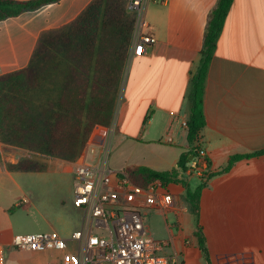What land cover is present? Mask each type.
Returning a JSON list of instances; mask_svg holds the SVG:
<instances>
[{"label":"crops","instance_id":"0c3cea01","mask_svg":"<svg viewBox=\"0 0 264 264\" xmlns=\"http://www.w3.org/2000/svg\"><path fill=\"white\" fill-rule=\"evenodd\" d=\"M93 1L59 0L0 21V75L25 68L38 39L74 22ZM128 2L123 0L132 17ZM216 2L169 0L145 5V33L153 35L155 43L141 57L132 56L128 49L112 122L109 127L92 129L78 157L90 165L106 160L115 171L133 167L177 170L179 156L187 149L183 124L192 77ZM203 113L199 145L211 162L212 175L201 191L198 216L191 214L185 193L190 180L195 179L194 189L201 181L188 178L167 185L177 195L170 213L179 231L167 239L173 242L168 252L185 257L192 247L204 264L198 234L213 264H264V0H233L208 65ZM237 156L241 158L221 172ZM3 161L0 157V243L7 244L14 234L13 214L8 209L23 200V190L16 172L9 171ZM7 187L21 195L6 201ZM156 214L167 220L162 212ZM67 240L70 249L74 242ZM45 253L50 258L42 264L61 260L68 251ZM11 254L13 258L18 255Z\"/></svg>","mask_w":264,"mask_h":264},{"label":"trees","instance_id":"16d2710c","mask_svg":"<svg viewBox=\"0 0 264 264\" xmlns=\"http://www.w3.org/2000/svg\"><path fill=\"white\" fill-rule=\"evenodd\" d=\"M59 0H0V21L35 11ZM233 0H217L205 28L200 62L192 77L186 120L187 149L177 170L156 171L133 167L122 171L141 187L159 180L164 186L178 184L189 157L202 148L200 133L205 126L203 91L208 65ZM133 20L123 0H94L72 23L43 35L28 65L0 75V143L40 153L63 161H74L95 126L109 127L117 88L126 58ZM241 158L232 157L221 172ZM9 171L43 172L46 165L23 159L7 164ZM212 175V174H211ZM205 182L194 190L186 187L191 214L198 216ZM17 206H11L12 212ZM198 247L204 264H213L202 238Z\"/></svg>","mask_w":264,"mask_h":264},{"label":"built area","instance_id":"2783aa9c","mask_svg":"<svg viewBox=\"0 0 264 264\" xmlns=\"http://www.w3.org/2000/svg\"><path fill=\"white\" fill-rule=\"evenodd\" d=\"M167 1L129 0L127 10L134 17L132 56H143L155 43L153 35L145 33V5ZM68 165L73 175V205L83 214L81 226L70 236L73 248H68L67 238L53 231L15 235L9 243H0V264H6L9 250L25 254L68 251L49 264H186L183 254L168 252L172 240H155L145 224L148 212L175 210L177 195L167 186L159 180L146 187L136 185L122 171L112 170L106 160L90 165L78 157ZM182 174L201 182L209 179L211 162L203 149Z\"/></svg>","mask_w":264,"mask_h":264},{"label":"rangeland","instance_id":"374dc122","mask_svg":"<svg viewBox=\"0 0 264 264\" xmlns=\"http://www.w3.org/2000/svg\"><path fill=\"white\" fill-rule=\"evenodd\" d=\"M130 18L133 20V26L128 49L130 48L134 29L133 15ZM0 157L8 165L16 164L23 159H30L46 165L45 172L41 174L14 171L16 172L17 182L23 190V195L10 187L4 190L3 198L6 201H9L15 195H21L25 203L27 202L26 204H21L18 201L17 208L12 212L13 236L53 231L65 239L70 238L71 234L81 226L83 219L81 211L77 210L73 205V175L70 173L68 165V163L73 161L63 164L67 167V171H63V165L61 164L63 160L2 145L1 143ZM180 180L185 182L186 177L181 176ZM195 183V179L190 180V189L195 188ZM189 216L192 217L190 213ZM165 218L167 220H164L162 215H157L156 211L148 212L145 217V224L149 227L148 229L155 240H167L171 235L179 232L178 228L174 227L178 221L173 214L168 212L165 214ZM191 229L196 228H183L184 231H191ZM188 237L192 238V235L189 233ZM70 248L72 249L73 245H70ZM14 252L16 251H7L6 264H42L50 258V255L45 252L35 254L16 252L18 255L13 258L11 253ZM195 253H198L196 249L194 250L192 247L187 249L185 255L186 264H200L202 262L196 259Z\"/></svg>","mask_w":264,"mask_h":264},{"label":"water","instance_id":"95a60500","mask_svg":"<svg viewBox=\"0 0 264 264\" xmlns=\"http://www.w3.org/2000/svg\"><path fill=\"white\" fill-rule=\"evenodd\" d=\"M192 158H193V157H192V156H190V157H189V161H190V160H192Z\"/></svg>","mask_w":264,"mask_h":264}]
</instances>
